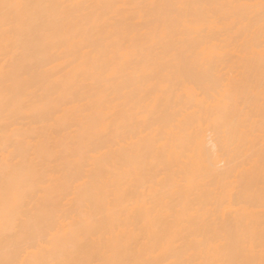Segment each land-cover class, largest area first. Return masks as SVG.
Segmentation results:
<instances>
[{
  "label": "snow or ice",
  "instance_id": "snow-or-ice-1",
  "mask_svg": "<svg viewBox=\"0 0 264 264\" xmlns=\"http://www.w3.org/2000/svg\"><path fill=\"white\" fill-rule=\"evenodd\" d=\"M93 37L106 43L97 48ZM66 56L79 60L83 73L48 83L45 70ZM128 72L137 84H151L141 104L169 93L182 103L190 93L198 115L183 122L179 143L165 134L155 106L138 112L140 124L118 119L116 129L129 146L125 167L138 177L159 169L153 185L166 194L200 190L198 179L205 191L167 209V230L161 232L151 216L137 225L127 206L119 207L118 196L77 183L98 151L81 136L65 162L79 199L66 205L67 193L42 214L70 227H46L35 197L52 188L54 173L42 168L33 149L70 118L67 110L79 103L74 90L83 88L82 78L110 84ZM111 131L101 119L89 125L92 135L107 137ZM202 135L215 136L219 148L201 161L205 175L198 176L179 161ZM0 150L5 156L0 227L6 241L0 264H28L18 256L38 246L61 258L32 264H257L247 258L257 237L246 222L256 206L257 174L258 264H264V0L194 5L0 0ZM230 187L241 194L233 197L234 212L221 219L224 205L215 194ZM117 213L119 231L110 223Z\"/></svg>",
  "mask_w": 264,
  "mask_h": 264
},
{
  "label": "bare ground",
  "instance_id": "bare-ground-1",
  "mask_svg": "<svg viewBox=\"0 0 264 264\" xmlns=\"http://www.w3.org/2000/svg\"><path fill=\"white\" fill-rule=\"evenodd\" d=\"M54 2L69 3H186V4H229L241 2V0H54ZM258 2V0H255ZM193 12L196 9H192ZM223 39V37H219ZM95 46L99 48L106 42L102 38L93 37ZM115 53V49H113ZM118 54V53H116ZM123 64H127V58H122ZM258 70V69H257ZM50 79L48 83L66 77L69 74L75 75L78 72L83 73L84 68L79 60L73 56H66L64 59L50 64L45 70ZM82 89H75V94L79 100L77 105H73L67 111L71 112L70 118L66 123L58 124L50 130L47 136L40 139L39 144L33 149L35 155L41 163L42 168L54 173L50 177L53 186L44 194L37 193L35 197L36 212L41 216L42 223L45 226L54 225L57 230H66L70 227L68 221L52 217L50 214L44 216L45 209H51L57 201H60L67 193H71V198L64 201L66 205L73 204V198L78 200L76 184H69L68 169L65 162L71 159L73 152L78 150L79 138L86 137L92 144L96 145V162L90 163L82 172L83 179L77 183L83 187L85 184L96 190H102L119 198L121 202L119 207L127 206L128 213L137 225H144L149 221L150 216L158 220V228L161 232L167 230L171 220L167 209L169 207H182L185 200L199 199L205 191L203 182L198 179L197 183L201 184L200 190H192L183 196L164 193L158 191L153 185L152 177L156 175L159 169H153L145 173L143 177H138L135 172H129L125 163L127 161V141L122 139L123 133L116 129V121L135 120L137 124L142 123L138 112L142 108L155 106L158 115H162L161 126L165 134L179 143L180 128L185 120L191 119L198 115V103L191 99L190 93H185V100L178 102L176 94L169 93L166 96L150 97L151 104H141V100L147 93L151 84H137L131 79V73L118 74L110 83H105L102 79L89 78L81 79ZM107 97V99H105ZM116 98L117 102H112ZM191 104L189 110L187 106ZM258 111V105H257ZM101 119L105 127L111 125L112 131L107 137L92 135L89 133V125L92 121ZM219 148L218 140L215 136L202 135L195 144L192 152L186 160L179 163L187 167L194 175H205L200 171L201 161L214 156ZM4 160L5 156L0 150V186L4 183ZM245 181V185H246ZM256 206L248 210V220L251 223L256 237L257 246L247 258L255 260L258 264L260 260L259 235L262 228L261 211L259 207V176H256ZM240 190L236 187L221 188L215 195L218 196L224 207L221 212V219L227 214L233 213V197H240ZM116 204V200H113ZM121 217L115 214L111 224L117 225ZM235 221V217H233ZM155 231V230H153ZM51 235V233H49ZM5 237L3 228L0 227V259L4 258ZM61 258L59 253L53 251L49 253L46 248L32 250L31 252L22 253L18 256L21 261H27L32 264L33 261H42L48 259ZM99 258V257H97ZM208 258V257H201Z\"/></svg>",
  "mask_w": 264,
  "mask_h": 264
}]
</instances>
